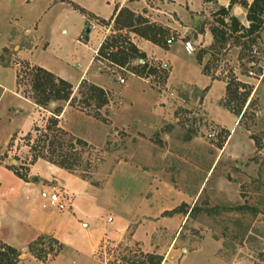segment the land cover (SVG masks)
I'll return each mask as SVG.
<instances>
[{
    "label": "rangeland",
    "instance_id": "obj_1",
    "mask_svg": "<svg viewBox=\"0 0 264 264\" xmlns=\"http://www.w3.org/2000/svg\"><path fill=\"white\" fill-rule=\"evenodd\" d=\"M76 1L102 12L108 8L106 0ZM117 1L113 15L104 19L71 0H0V84L14 90L17 99L37 105L31 103L34 108L24 124L9 127L14 118L9 111L18 106L2 101L0 88V165L22 180L36 163L40 169L55 165L77 179L67 181L68 189L56 177L52 184L68 204L65 211L79 199L78 207L96 231L93 257L98 264H140L144 253L161 256V264H181L185 256L189 264H264V28L249 47V38L237 41L241 33L221 24L219 9L203 17V26L197 28L193 18L181 31L177 14L165 10V0ZM237 2L243 6L248 1ZM145 11L166 18L152 22ZM129 13L167 28L159 45L163 49L182 44L179 76L165 66L166 60L150 59L145 52L146 71L138 67L139 60L119 67L107 59L118 48L99 52L105 41L121 35L133 42V28H121ZM92 20L97 27L88 34L86 24ZM241 23L250 25L248 18ZM213 26L229 32L224 47L216 43ZM192 29H197L195 37ZM198 62L211 84L220 83L211 97L210 85L195 84L202 79ZM39 68L71 84L69 100L36 103ZM149 68L153 73H146ZM237 81L242 83L239 97L246 95V102L233 100ZM93 87L106 92L103 106L90 97ZM141 94L150 95L143 102H160L158 123L150 108L141 106ZM8 178L5 183L18 188L17 180ZM144 197L162 203L159 212L135 216L127 231L118 233L119 222H127ZM4 205L0 203V219ZM109 216L116 217L115 224ZM161 217L165 223L147 230L153 238L149 249L155 252H145L133 234L143 220ZM5 244L0 240V247ZM61 250L49 234L26 251L18 249L21 256L27 253L40 261ZM21 256L10 261L19 264Z\"/></svg>",
    "mask_w": 264,
    "mask_h": 264
},
{
    "label": "crops",
    "instance_id": "obj_2",
    "mask_svg": "<svg viewBox=\"0 0 264 264\" xmlns=\"http://www.w3.org/2000/svg\"><path fill=\"white\" fill-rule=\"evenodd\" d=\"M71 1L79 5L82 9L83 5L81 3H78L76 0ZM114 1L115 0H106V6H108V8H106L104 12L94 8L91 9L90 7L83 6V8L92 13V17L97 16L104 19H109L114 13ZM125 1L126 0L123 1V4ZM165 1L167 2V0ZM247 1L249 3L252 2L251 0ZM166 2L165 10H169L170 13L177 14V21H175L180 27L178 29L181 31L189 28L193 18L195 19L194 23L197 27V25H200L203 22V17L215 12L221 7H226L231 12V15L237 16L242 22L245 20L247 21L246 8H244L238 2L232 4V0H171V3L169 4ZM145 12L148 13L153 20H156H152V22H157L160 20L163 22V19L166 18L164 15H158L148 11ZM92 21L91 22L93 24L94 30L97 25L95 24L94 20ZM168 23L171 27L174 25L172 24V21H168ZM163 27L165 26L163 25ZM195 31L196 29H192L190 31L192 37L196 36ZM133 42L140 50L145 52L150 59L154 58L157 60H166V62L164 61L165 66L169 69L173 68V73L176 72L175 74L179 76V58H177V55H179L183 49V46L179 41L177 43H172L170 48L165 50L161 46L135 32ZM176 44L178 45L177 49H175L177 47ZM198 65L200 72L202 73V66L199 64V62ZM59 74L62 77L65 76L61 72H59ZM186 82L189 81L186 80ZM195 84L199 85L200 87H206L207 85H210L207 94L209 97H211V92L213 91L214 87L218 85L220 86V83L211 84L209 80L203 75V73L201 81ZM0 88L3 89V97L1 100L3 101L5 99V102H14L15 106H18L16 111H9L11 115H14L11 123L9 122V127L24 124V121L30 118L31 111H33L34 108L32 106L37 105L25 98L17 99L15 94H13L14 90L10 92L7 90V88L2 87L1 84ZM145 96H147V98H143ZM148 96L150 95H140V99H142L141 106L150 108V116L152 119H154V123L156 124L162 120L161 111L163 110L162 107L159 106L160 102H158V100L153 103L150 101V103H147V101L150 100ZM222 96L223 93L218 99H220ZM143 99L148 100L143 102ZM31 103L33 105H31ZM25 114L27 115L25 116ZM21 127L22 126H19V128ZM22 130L23 129L21 128L19 133H22ZM46 168L40 169L39 164L36 163L35 165L31 166L28 179L22 180L20 178L14 177L13 172L0 165V203H5L3 206V217L0 219V240L14 248L26 251L28 245L35 241L38 237L49 234L53 235V237L62 245L61 252L53 257H49L46 261H40L30 255H27V253H23V256H21L22 260L19 264H98V262L95 261V258L93 257L98 244L96 243V231L94 227L88 221H86L87 218L85 215H83L81 208L78 207L80 206L78 204L79 199L75 198L73 201L74 209L71 211H65L66 209H64L63 211L61 210L59 212L55 210V207L52 206L47 199L42 197V192L44 191H58V186L52 184V179L54 177H56L58 181H61L60 183H62L66 189H68V186L66 185L68 183L67 181H77V179H75L70 173L55 165L49 164ZM8 177H11L12 181L13 179L17 180L18 188L14 189L11 187V185L5 183ZM4 188H7V192L4 191ZM74 192L77 194L78 190H72V193ZM170 199H173L172 196ZM161 206L162 203L151 202V200L147 197L142 198L133 209L130 216L125 218L127 222H119L118 233L126 232L130 225L131 219H133L135 216L140 214L143 217L150 216L149 214L154 215L156 212H159ZM110 218L112 220H110ZM163 218L164 217H161L157 220L148 221L143 220V222L139 224L137 230L133 234V238L141 243L140 246L145 252H155L149 249L153 238L147 233V230L151 226L155 227V225L158 223H165V218ZM109 220L112 224H115L116 217L112 218L109 216L108 221ZM174 252L175 250L173 251L172 249L169 253V256L174 255ZM181 264H189L187 256L182 259Z\"/></svg>",
    "mask_w": 264,
    "mask_h": 264
},
{
    "label": "trees",
    "instance_id": "obj_3",
    "mask_svg": "<svg viewBox=\"0 0 264 264\" xmlns=\"http://www.w3.org/2000/svg\"><path fill=\"white\" fill-rule=\"evenodd\" d=\"M206 1H214V0H206ZM237 0H232V4L236 3ZM246 8H248V15L247 18L250 22L249 27L247 28L245 25L241 23V21L236 16H231L229 10L226 7H221L218 11V14L223 16V20L221 24L224 27H230L231 32L234 34L241 33L236 37L237 41H241L243 38H249V42L246 43L247 46L251 47L250 45L254 44L257 40V33H259L264 28V20L262 17L264 16V0H253L252 3L245 2L243 4ZM126 11V10H125ZM130 14V13H129ZM226 18H229V22H227ZM203 26V23L197 25L198 27ZM129 27L133 28L132 30L139 34L140 36L152 41L155 44L162 45L164 44V40L167 37L169 31L166 27L161 25L152 24L141 17H134V15L130 14L128 17L127 22H124L121 28ZM197 34V29H196ZM213 36L216 38V43H220L223 47L228 42L229 32L227 30L220 29L217 26H213L211 29ZM122 37V35H121ZM115 37L112 43H107L106 41L101 45V49L99 50L103 52L106 48H118L116 51H112L108 54L110 56L107 58V53L104 55V58L109 59L112 63L116 64L119 67H125L127 65L132 64L135 60H143L146 55L143 51H141L134 42L128 40L127 37ZM127 43V46L124 44ZM204 52L200 53L198 56V61L202 64ZM142 71H146L149 67L148 61H144L143 64H139L138 66ZM138 67L134 68V70L138 69ZM208 65L204 66V70L208 71ZM145 73V72H144ZM148 74L153 73V69L149 68L146 72ZM242 83H236V89L233 93V100L236 101L240 99L243 102L247 101L246 95L244 98L241 99L239 97V89ZM34 89L39 93V97L36 100L37 104H44L47 103L50 99H58V100H69L70 96L72 95L73 87L70 83L64 80L61 77L55 76L50 71H47L44 68L38 69V75L34 83ZM229 91L231 90L230 85L227 88ZM50 90V91H49ZM91 95L90 97L93 99H97L101 106L107 103L108 98L106 92L99 87L90 88ZM228 107L230 108L231 105L228 103ZM235 111V110H234ZM24 177V176H23ZM27 179V177H24ZM46 240V238H44ZM62 246V245H61ZM21 254L18 249L10 246V245H3L0 247V264H14L10 261L11 258H18ZM146 257L145 260L140 261V264H161L162 257L156 254L151 253H144Z\"/></svg>",
    "mask_w": 264,
    "mask_h": 264
},
{
    "label": "built area",
    "instance_id": "obj_4",
    "mask_svg": "<svg viewBox=\"0 0 264 264\" xmlns=\"http://www.w3.org/2000/svg\"><path fill=\"white\" fill-rule=\"evenodd\" d=\"M169 42L171 43L172 39L169 40ZM139 63L143 64L144 61L140 60ZM120 81L122 83H124L125 79H120ZM42 197L44 199H47L52 206H54V207H56V208H58L60 210H64V209H66L68 207V204L62 200V198L59 195L58 191H55V192L44 191V192H42ZM110 220H112V219L110 218Z\"/></svg>",
    "mask_w": 264,
    "mask_h": 264
},
{
    "label": "water",
    "instance_id": "obj_5",
    "mask_svg": "<svg viewBox=\"0 0 264 264\" xmlns=\"http://www.w3.org/2000/svg\"><path fill=\"white\" fill-rule=\"evenodd\" d=\"M92 30H93V24L91 22H88L86 24V32L89 34L92 32Z\"/></svg>",
    "mask_w": 264,
    "mask_h": 264
}]
</instances>
